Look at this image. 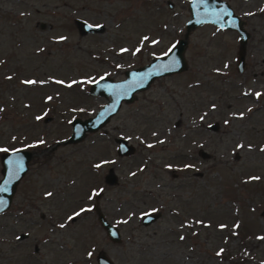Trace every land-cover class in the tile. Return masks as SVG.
Returning a JSON list of instances; mask_svg holds the SVG:
<instances>
[{
	"label": "rangeland",
	"instance_id": "obj_1",
	"mask_svg": "<svg viewBox=\"0 0 264 264\" xmlns=\"http://www.w3.org/2000/svg\"><path fill=\"white\" fill-rule=\"evenodd\" d=\"M189 1L0 0V149L33 153L0 213V264H96L99 250L114 264H264V0H226L248 33L240 73L238 34L200 25L183 72L61 144L73 118L105 104L87 92L94 80L122 79L182 37ZM75 19L104 29L80 35ZM119 137L134 154L116 155ZM98 192L119 243L91 209ZM147 212L160 216L143 226Z\"/></svg>",
	"mask_w": 264,
	"mask_h": 264
},
{
	"label": "water",
	"instance_id": "obj_2",
	"mask_svg": "<svg viewBox=\"0 0 264 264\" xmlns=\"http://www.w3.org/2000/svg\"><path fill=\"white\" fill-rule=\"evenodd\" d=\"M167 5L169 8L171 7L170 2H167ZM187 8L189 18L184 24V34L164 54L151 58L141 66L126 69L123 72L122 79L113 80L103 76L97 78L88 86V94L104 97L106 102L89 117L83 119L78 117L73 118L69 123L70 133L65 140L61 141V144L79 143L88 133H93L101 129L116 114L121 103L132 102L136 98V94L148 88L154 79L183 72L187 67L184 52L187 47L188 34L200 25L210 24L219 30H233L238 34L240 49L237 53L236 71L240 73L243 70L244 43L248 38V34L243 29L238 16L232 12L230 7L220 0H203V2L202 0H190ZM74 23L80 35L100 33L104 29L102 24H91L82 19H75ZM89 25L92 27H89ZM96 25H100V27H96ZM44 120L46 121L47 119ZM217 128L216 123L207 125V129L211 131H215ZM114 142L116 144L115 153L118 157H127L134 154L135 148L124 138H115ZM32 154V151L26 149L0 153V188L7 189V191L0 192V197L7 202L0 213L9 207L15 188L24 176ZM199 155L201 157L206 156L205 153L200 151ZM20 158H22L23 168L18 173V176L13 177L11 174L13 162ZM110 174L105 178V181L108 184H113L116 182V177L112 173ZM99 196L100 193H97L95 199ZM92 210L95 212L96 220L104 231L106 238L111 243H119L121 239L118 228L104 217L96 203L93 204ZM159 216L160 214L158 212L144 213L140 218V223L144 226L148 225L154 222ZM95 263L114 264L102 250L96 253Z\"/></svg>",
	"mask_w": 264,
	"mask_h": 264
},
{
	"label": "snow or ice",
	"instance_id": "obj_3",
	"mask_svg": "<svg viewBox=\"0 0 264 264\" xmlns=\"http://www.w3.org/2000/svg\"><path fill=\"white\" fill-rule=\"evenodd\" d=\"M202 2H203V0H202ZM89 27H92V26L89 25ZM96 27H100V25H96ZM59 39L63 40V39H65V38H64V37H60ZM122 51H126V50H122ZM8 79H11V77H8ZM23 83H26V84H35V83H37V81H35V80H26V81H23ZM58 83H63V81H58ZM260 95H261V93H256V96H257V97H259ZM49 99H51V97H49ZM213 107H215V105H213ZM0 111H3V109H0ZM242 116H243V113H241V117H242ZM37 119L39 120V119H41V117L38 116ZM201 119H203V117H201ZM226 123H227V121H226ZM154 135H155V134H154ZM41 142H42V141H41ZM148 146H149V147H152V145H148ZM237 147H238V148H241V147H243V145H237ZM249 147H251V146L249 145ZM0 151H7V149H0ZM261 151H264V148H261ZM21 159H22V158L17 159L16 161L13 162V167H12V169H11V174H12L13 177L18 176V173H19V172L22 170V168H23V165H22ZM95 167L99 168V167H101V164H97V165H95ZM167 167L170 168L171 165H168ZM185 167L187 168V167H192V166H191V165H185ZM250 179H252V180H256V179H259V178H258V177H250ZM4 191H7V189H6V188H0V192H4ZM52 195H53V193H51V192L46 193V196H52ZM91 198H92V197L90 196L89 199H91ZM6 204H7V202H6L2 197H0V211L3 210V208L6 206ZM87 210H89V209L81 208L79 212H75L73 215H70V216L68 217V220L71 221V220L75 219L76 217L80 216L81 213H83V212H85V211H87ZM153 211H156V209H153ZM126 222H127V221H125V223H126ZM197 223H202V222H201V221H197ZM59 227H60V228H64L65 225H64V224H60ZM220 227L223 228V227H225V226H224V225H221ZM234 227H238V225H236V226H234ZM113 234H115V233H113ZM17 239H19V237H17ZM181 239H184V237L181 236ZM258 239H262V240H264V237H258ZM223 251H224V249H221L219 252H217V256L221 255V253H222ZM91 255H92V253L90 252V253H89V256H91Z\"/></svg>",
	"mask_w": 264,
	"mask_h": 264
},
{
	"label": "flooded vegetation",
	"instance_id": "obj_4",
	"mask_svg": "<svg viewBox=\"0 0 264 264\" xmlns=\"http://www.w3.org/2000/svg\"><path fill=\"white\" fill-rule=\"evenodd\" d=\"M220 1H223V2H225L229 7H230V9L232 10V12H233V9L231 8V6L228 4V2L226 1V0H220ZM234 13V12H233ZM237 16V15H236ZM247 33V32H246ZM248 34V33H247ZM263 97H264V95H263ZM207 127V126H206ZM115 148H116V144H115ZM17 150V149H16ZM95 170V169H94ZM106 178V177H105ZM106 182V181H105ZM107 183V182H106ZM108 184V183H107ZM98 193H100V192H98ZM101 194V193H100ZM96 195H97V193H96ZM96 195H95V197H96ZM95 197H94V203H96L97 202V200L99 199V197L97 198V199H95ZM93 203V204H94ZM93 204H92V206H93ZM92 206H91V209H92ZM141 218V217H140ZM74 220V219H73ZM73 220H71V221H73ZM139 222H140V219H139ZM141 224V223H140ZM152 223H150V225H151ZM142 225V224H141ZM144 226V225H143ZM147 226V225H146Z\"/></svg>",
	"mask_w": 264,
	"mask_h": 264
},
{
	"label": "trees",
	"instance_id": "obj_5",
	"mask_svg": "<svg viewBox=\"0 0 264 264\" xmlns=\"http://www.w3.org/2000/svg\"><path fill=\"white\" fill-rule=\"evenodd\" d=\"M143 65V64H142Z\"/></svg>",
	"mask_w": 264,
	"mask_h": 264
}]
</instances>
